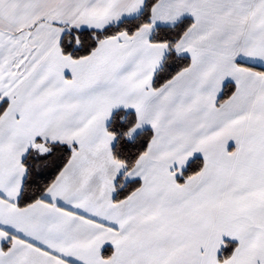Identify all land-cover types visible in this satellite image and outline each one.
<instances>
[{
    "label": "snow or ice",
    "instance_id": "1",
    "mask_svg": "<svg viewBox=\"0 0 264 264\" xmlns=\"http://www.w3.org/2000/svg\"><path fill=\"white\" fill-rule=\"evenodd\" d=\"M0 264H264V0H0Z\"/></svg>",
    "mask_w": 264,
    "mask_h": 264
}]
</instances>
